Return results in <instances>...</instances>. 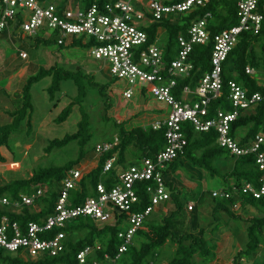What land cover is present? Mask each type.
<instances>
[{
	"label": "built area",
	"instance_id": "built-area-1",
	"mask_svg": "<svg viewBox=\"0 0 264 264\" xmlns=\"http://www.w3.org/2000/svg\"><path fill=\"white\" fill-rule=\"evenodd\" d=\"M214 1L219 0H180L172 3L164 0H110L80 6L74 0H0V37L34 35L40 30L52 29L59 37L58 42H64L71 36V42L77 38L89 43L91 55L104 62L108 74L124 80L128 85L122 91L124 98H132L134 89L143 96L146 90L157 101L166 104L168 110L164 116L150 123L153 129L165 127L166 145L154 157H144L139 164L116 168V184L108 187L99 182L96 194L86 197L78 205L70 201V191L77 187L84 172L80 168L70 169L61 181L54 210L41 221L30 220L22 230L18 221L7 214L0 216V249L19 251L22 257L30 259L44 252L55 256L64 249L63 228L71 220L78 216H90L99 223L114 225L121 221L118 214L125 213V227L118 232L122 240L118 257L127 250L135 233L157 205L170 200L171 192L165 182L164 169L183 152L187 144L183 130L186 122H190L197 131L214 129L218 144L233 155L255 154L256 163L264 173V136L257 135L248 144H242L230 133L231 123L240 111L253 108L263 99L264 92L249 93L235 80H230L228 100L231 110L218 107L211 112L212 100L223 94L222 70L229 53L244 35H256L261 30L264 0H232L236 23L213 35L208 29L209 20L213 18L212 10L205 9L189 21L183 19L187 21L186 29L177 36L178 51L169 64L164 61L162 48L156 43H149L145 28L150 24L166 17L190 16ZM211 36V69L203 74L194 89L186 85L177 96V77L189 76L193 68L190 55L194 46L206 44ZM19 55L23 59L28 56L23 50ZM246 72L255 75L257 70L247 66ZM118 144L119 138L115 136L112 141L98 144L95 153L99 158L114 150ZM117 155L118 150L104 161V172L115 168ZM140 181L146 182L150 204L144 210H135V205L140 202L135 185ZM45 190L44 186L38 187L31 193L20 194L15 201L0 195V206L16 209L33 206L39 210L36 200L45 194ZM239 191L261 197L264 195V176L257 185L244 182L238 188L233 184L231 190H213L212 195L229 198ZM194 205L191 201L187 203V208L192 210ZM239 206L237 201L233 209ZM54 228L59 230L49 235L48 232ZM99 247V244L86 246L77 254L76 264H97V260L89 257ZM0 264H5L1 255Z\"/></svg>",
	"mask_w": 264,
	"mask_h": 264
},
{
	"label": "trees",
	"instance_id": "trees-1",
	"mask_svg": "<svg viewBox=\"0 0 264 264\" xmlns=\"http://www.w3.org/2000/svg\"><path fill=\"white\" fill-rule=\"evenodd\" d=\"M82 1L85 5H89L94 2L105 3L110 0ZM164 1L172 3L180 0ZM205 9L212 10L213 14V18L208 23L211 35L236 23L233 1L219 0L209 3L206 8L195 10L190 16L182 15L181 18L166 17L145 28L149 34V43H156L162 48L163 58L167 64L176 57L178 34L185 31L186 23L192 19L191 17L196 14L201 15ZM183 19H187V21H183ZM161 27L165 28L167 33L163 39L159 34ZM75 40L76 38L72 42H75ZM162 40L164 42L161 44L160 41ZM212 46V36L206 44H196L194 46L190 55L193 68L189 76L177 77L178 85L175 91L177 96H180V90L186 85L194 89L203 74L211 69ZM247 66L254 67L257 70L256 74H248L246 72ZM46 76L52 78V82L47 88L51 99L60 89L62 80L73 78L78 82V78H75L70 72L63 73L56 66L47 69L40 68L36 74L29 76L22 87V109L11 112L13 116L12 123L0 126V148L8 142L12 130L15 127L17 128L21 121L28 117V123H30L33 113L32 85ZM90 80L93 81V78H90ZM230 80H235L249 93L264 92V20L258 34L244 35L229 53L222 70L223 94L212 100L211 112L218 107L231 110L232 107L228 100V81ZM94 89L103 99L106 110L111 108L112 103L110 102V96L107 94V85L95 82ZM85 95V89L80 86L76 98L83 101ZM73 105L74 102L69 103L55 120L58 123L64 122L71 113ZM103 117L108 118L106 113ZM122 123L116 121V124ZM241 127H246V129L239 133L238 130ZM183 130L187 138V144L183 152L164 169L165 182L168 188L171 189V198L175 200V208L162 216L156 214L158 212L152 211L141 228L135 233L132 243L128 245L125 252L117 257L118 247L122 243V240L118 237V232L125 227L127 217L125 213L118 214L121 221L114 225L99 223L90 216H78L63 228L65 232L64 249L57 255L51 256L44 252L36 258L30 259L22 257L19 251L8 252L0 249L1 261L5 264H76L77 254L81 250L86 246H96L99 243V249H95L89 257L91 260H97V264H152L161 254L160 248L171 241L174 245V251L165 264H198L196 257H199L202 263L207 264L216 258L217 234L220 232L218 225L220 218L218 216L221 213H226L232 218L243 219L247 222L248 241L245 248L237 251L232 264H242V259H250L251 255L258 251L260 247H262L260 259L255 261V264H264V195L256 198L239 191L229 198H225L224 196L212 195L213 190L220 188L201 190L195 198L192 197L195 199V205L190 210L188 229H183L186 225L184 223L187 217L186 205L190 199L185 196L181 200L179 197L182 191L185 190L183 189L185 186L177 176L178 171L189 173V169H194L199 170L201 174L204 171L208 178L223 182L224 185L221 189L224 190H231L233 184L240 188L244 182H252L257 185L264 176L263 171L259 169L256 163L255 154L248 153L239 156L231 154L218 144L217 133L214 129L197 131L190 122H186L183 124ZM230 133L242 144H248V141L254 139L257 135L264 136V97L253 108L240 111L237 118L231 123ZM91 136L89 119L84 113L79 121L77 132L66 134L60 139H52L45 149L49 153L54 148H61L71 141H77L79 149L75 158L62 165L38 168L27 178L0 184V195L8 196L12 201L19 199L20 194H28L38 187L44 186L46 188L45 194L36 200L39 210L33 206H21L17 209L11 206H0V216L7 214L12 220L18 221L21 229L24 230L30 220L39 222L43 217L50 214L54 210L55 201L59 196L62 179L70 169L80 168V164L84 161L83 158L89 152L86 145ZM115 136L119 138V144L114 150L100 156L96 166L89 172L83 173L77 187L70 191V201L73 205L81 204L86 197L95 195L96 185L99 182L108 187L116 184V168L139 164L144 157H154L166 145L165 127L153 129L150 124L147 126L136 125L130 128L120 127L114 136L105 139V141H112ZM117 150L118 158L115 168L104 172V161ZM2 159L3 156L0 154V160L2 161ZM227 164L230 165V168L224 170ZM183 167L184 170L181 169ZM174 178L177 179L176 183L173 181ZM145 184V181H140L135 185V190L140 196V202L135 205V210H144L150 204ZM205 195L208 196L207 199L204 198ZM237 201L240 203L238 209L242 208V211H245L247 208L253 207L258 209L260 214L246 218L242 214L236 213L233 205ZM204 203L211 207L212 219L202 226L199 223L201 214L198 209L200 210V205ZM58 230L54 228L48 233L53 235Z\"/></svg>",
	"mask_w": 264,
	"mask_h": 264
},
{
	"label": "rangeland",
	"instance_id": "rangeland-1",
	"mask_svg": "<svg viewBox=\"0 0 264 264\" xmlns=\"http://www.w3.org/2000/svg\"><path fill=\"white\" fill-rule=\"evenodd\" d=\"M74 2L80 6L85 5L82 0H74ZM159 34L161 39L165 38L166 29L161 27ZM53 36H55L54 30L47 29L40 30L34 35L22 34L13 38H8L5 35L0 37V126L12 123L11 112L21 110L23 107L21 85H24L25 82L22 84L23 81L19 77L25 71L26 77H29L36 74L40 68L47 69L56 66L59 71L70 72L75 78H78V82L73 78L62 80L60 89L55 93L53 99L50 98L47 90L52 82L51 76H46L32 85L33 113L30 123H28V117L21 121L19 126L12 130L8 142L0 148V154L3 156L2 161L0 160V184L27 178L38 168L62 165L75 158L79 149L77 141H71L61 148H54L49 153L45 149L52 139H60L66 134L77 132L79 121L84 113L89 119L92 136L86 145L89 152L79 167L84 173H87L98 162L95 147L105 139L114 136L120 127L147 126L155 115L160 116L168 111H165L166 104L157 101L146 90H144V96L147 108L141 104V94L137 89H134L132 98H124L122 91L128 85L124 80L108 74L104 62L91 55L89 43L77 38L75 42H71V36L65 38L63 43H59L53 39ZM163 42V40L160 41L161 44ZM22 50L28 55L26 59L19 58V53ZM7 62L16 64L18 70L16 72L8 71ZM25 62L28 66L22 68L21 65ZM15 75L18 78L14 79ZM90 78H93V81ZM95 82L107 85V94L112 103L111 108L106 110L103 99L94 89ZM80 86L86 92L83 101L76 98ZM71 102H74V105L68 118L64 122L58 123L55 120L56 117ZM105 113L108 118L103 117ZM116 121L123 123L116 124ZM245 129L246 127H241L238 132L241 133ZM224 168L227 170L230 165L227 164ZM181 169L184 170V167ZM192 174L183 171L180 173L181 178H185L188 184L184 185L186 188H183L185 190L179 197L181 200L185 196L189 197L190 200L187 203L195 201L192 197L195 198L201 190H211L215 187L221 189L224 185L217 179L208 178L204 171L201 175L193 172ZM173 181L176 183L177 179L174 178ZM169 191L171 192V189ZM204 198L207 199L208 196L205 195ZM157 207L154 209L155 211L159 210L156 214L162 216L175 208V200L170 198L166 203L159 204ZM188 210L187 208V217L184 222L186 225L183 229H188L190 222V210ZM198 211L201 214L199 223L202 226L211 221L212 216L207 204H201ZM235 212L246 218L260 214L258 209L253 207H249L245 211H242V208L235 209ZM218 217L220 218L218 222L220 232L217 234L219 244L216 249L218 256L207 264H232L237 251L245 248L248 241L247 222L243 219L232 218L226 213H221ZM261 250L262 247L252 254L250 259H242V264H255V261L260 259ZM173 251L174 245L168 241L160 248L161 254L152 264H165L172 256ZM196 259L198 264H204L199 257Z\"/></svg>",
	"mask_w": 264,
	"mask_h": 264
},
{
	"label": "crops",
	"instance_id": "crops-1",
	"mask_svg": "<svg viewBox=\"0 0 264 264\" xmlns=\"http://www.w3.org/2000/svg\"><path fill=\"white\" fill-rule=\"evenodd\" d=\"M19 58L20 59H23V58H21L20 57V55H19ZM7 67H8V71H14V72H16L17 70H18V67L16 66V64H14L13 62H7ZM28 66V64L25 62L23 65H21V67L22 68H25V67H27ZM27 75H26V71H25V73H23L20 77H19V79H22L21 81H23L22 82V84H24V82H26V79L28 78V77H26ZM16 78H18V76L16 77V75L14 76V79H16ZM22 87H23V85H21ZM143 95H140V102H141V97H142ZM142 105H144V107L145 108H147V103H146V98H145V96H144V102H143V104ZM167 108V107H166ZM165 111H166V109H165ZM165 115V113H162L160 116H158V115H155L151 120H150V122H153V121H155V120H157V119H159V118H161L162 116H164ZM98 158V157H97ZM189 172H193V173H196L197 175H200L201 173H200V171L199 170H192V169H189ZM180 173H182L181 171H178V173H177V176L179 177V180H180V182L183 184V185H186L187 186V184H188V182L187 181H185L186 179L184 178V179H182L181 178V176H180ZM186 186H185V188H186ZM196 187V186H195ZM194 189V188H193ZM189 190V189H188ZM190 191V190H189ZM192 202H194L195 203V201H192ZM166 203V202H165ZM158 208V207H157ZM156 208V209H157ZM211 210V207H209V211ZM155 211V210H154ZM159 211V210H158ZM158 211H155V212H158ZM223 232V231H222ZM221 238H222V235L220 236ZM229 237V236H228ZM221 238H219V240H221ZM219 242V241H218ZM219 244V243H218ZM216 256H218V252H216Z\"/></svg>",
	"mask_w": 264,
	"mask_h": 264
},
{
	"label": "water",
	"instance_id": "water-1",
	"mask_svg": "<svg viewBox=\"0 0 264 264\" xmlns=\"http://www.w3.org/2000/svg\"><path fill=\"white\" fill-rule=\"evenodd\" d=\"M53 39L59 41L58 36H53ZM143 102H144V96L141 97V104H143Z\"/></svg>",
	"mask_w": 264,
	"mask_h": 264
}]
</instances>
